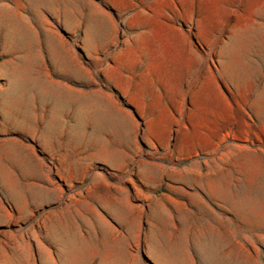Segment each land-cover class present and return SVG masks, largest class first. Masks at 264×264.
Returning a JSON list of instances; mask_svg holds the SVG:
<instances>
[{"label": "rangeland", "instance_id": "1", "mask_svg": "<svg viewBox=\"0 0 264 264\" xmlns=\"http://www.w3.org/2000/svg\"><path fill=\"white\" fill-rule=\"evenodd\" d=\"M48 8L33 66L93 99L90 135L41 148L39 122L0 120L42 164L15 199L0 178V264H264V0Z\"/></svg>", "mask_w": 264, "mask_h": 264}, {"label": "crops", "instance_id": "2", "mask_svg": "<svg viewBox=\"0 0 264 264\" xmlns=\"http://www.w3.org/2000/svg\"><path fill=\"white\" fill-rule=\"evenodd\" d=\"M57 1L23 0V14L18 10L19 5L0 3V57H3L0 61V120L20 119L29 130H32L39 122L38 137L41 148L48 144L53 133L57 135L58 145L62 143L64 146L72 145L73 147L74 137L79 138L83 123H85L82 127L85 132L83 136L89 138L90 133L85 126L90 127L92 122L87 115L90 114L91 108L92 110L95 108L92 98L81 99L79 94H73L59 81L52 79L46 65L33 66V59L44 55L42 41L47 39L43 36H47L48 33V6L54 5ZM55 123L58 125L56 132L53 131ZM59 133L61 141L58 138ZM31 136L35 137L37 134H31ZM92 141L95 143V136L92 137ZM106 143L105 140L101 141L103 145ZM13 145L14 143L9 140L0 141V178L7 182L8 186H12L7 189L11 199H15L14 195L24 190H31L27 183L26 186H21V177L35 176L42 171V168L37 166V164L42 165L39 161L33 160L24 150L14 149ZM109 153L118 154L116 151ZM10 157L22 163L16 170L6 164L11 160H9ZM106 162L109 165H115ZM144 173L148 171L145 170ZM183 174L187 172L184 171ZM43 175L44 178L41 179L47 181V172ZM104 184L109 186L111 193L112 191L113 193L128 191L126 183L123 188L106 180ZM104 189L107 190L105 187ZM33 190L38 193H47L42 186L35 187ZM48 199L53 200L51 196ZM105 209L111 216H114L115 211L121 210L120 207L112 204ZM75 245L78 246V244Z\"/></svg>", "mask_w": 264, "mask_h": 264}]
</instances>
